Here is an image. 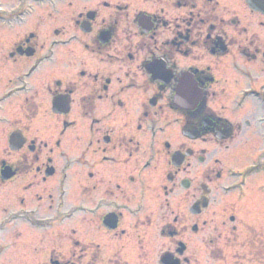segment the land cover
<instances>
[{
    "label": "flooded vegetation",
    "instance_id": "af4514ba",
    "mask_svg": "<svg viewBox=\"0 0 264 264\" xmlns=\"http://www.w3.org/2000/svg\"><path fill=\"white\" fill-rule=\"evenodd\" d=\"M65 1L0 0V264H264V0H75L107 76L36 81L64 62L17 30Z\"/></svg>",
    "mask_w": 264,
    "mask_h": 264
},
{
    "label": "rangeland",
    "instance_id": "374dc122",
    "mask_svg": "<svg viewBox=\"0 0 264 264\" xmlns=\"http://www.w3.org/2000/svg\"><path fill=\"white\" fill-rule=\"evenodd\" d=\"M66 3L61 5L59 7L58 12H48L46 10H38L37 13L29 20V24L25 25L17 32L21 34L24 33H30L32 32L36 38H37V46L39 49L44 51V53L48 54L49 52H54V57L57 58V61H60V63L63 61L64 65L58 66V62L55 61V63L51 65H46L44 68L40 70V72H37L36 74V81L42 80L43 74L52 71H56L57 77L59 76L62 78L63 76L66 77V80L71 81H77L83 82L80 78L78 79L76 75H71V73H76L80 70L81 67H79L78 62L80 59L84 61L83 70H86L87 73L91 72L93 75L96 74V72H99L103 76H107L106 72H103L101 68V64L99 65V59H96L95 56H87V54H84L82 51L83 49L80 47L81 42L80 39H84L85 41L89 40V37H83L80 33L76 32L73 25L71 24L73 17L75 18L76 15L86 9L94 8L96 2L93 1H87V2H79L75 0H67ZM11 6L10 4L7 5V7ZM57 30L58 33H60L57 37L54 36L53 31ZM132 30V29H131ZM133 31V30H132ZM130 32L133 37H135L132 40L128 41V47L130 46L133 50V53H137L139 56V60L136 61V63H133L132 66L136 67L140 65V56H142L141 47H146L149 44V41L146 40L144 43L141 42V40L137 37L135 34V30L133 32ZM1 35H4L3 33H0ZM55 42V45L51 46V43ZM151 43H154V40H151ZM145 44L146 46H144ZM121 45V44H117ZM5 48L0 47V50L3 51ZM66 53V54H64ZM118 55V53H116ZM105 56V55H104ZM66 57V58H63ZM89 62V64H88ZM99 65V66H98ZM118 63L114 58L111 57V78L120 76L122 78V75H119L117 73L118 70ZM58 67V68H57ZM57 68V70H55ZM98 68V69H97ZM40 75V78H39ZM71 77V79L69 78ZM39 78V79H38ZM65 80V81H66ZM6 79H3L0 81V89L5 87ZM33 87L37 88L36 83L33 82ZM87 93V90L84 91ZM98 107V120H100L99 127H111V114L104 117L103 115H106L109 107H107V104H104V101L99 104ZM78 129V128H77ZM46 138L48 139L49 133H45ZM60 160V158H58ZM61 161V160H60ZM76 168L77 166H74L73 168L69 169L70 177L68 175L69 182L71 184H74L76 179L80 178V176L76 175ZM77 177V178H76ZM76 185V184H75ZM66 189L68 191V194H66V199L64 202L74 203L78 201V190L75 191L71 186L66 185ZM72 192V193H71ZM55 195L54 193H52ZM82 219H85L86 216H81ZM80 218H76V220H71L68 222H65L62 224L61 228L58 226L56 229L51 231V234L55 233L56 237L60 235V233H63V230H67L65 228H71L74 230H80L82 228L86 229V225L84 223L87 222V220H79ZM82 222V223H81ZM65 236L67 238V243L70 244V240H76L78 233H74L71 231L65 232ZM65 244L64 242L61 243ZM60 246V244H59ZM227 258H234L231 255H233L235 252L226 251ZM238 258V257H236Z\"/></svg>",
    "mask_w": 264,
    "mask_h": 264
},
{
    "label": "water",
    "instance_id": "95a60500",
    "mask_svg": "<svg viewBox=\"0 0 264 264\" xmlns=\"http://www.w3.org/2000/svg\"><path fill=\"white\" fill-rule=\"evenodd\" d=\"M198 93V92H197ZM197 100H198V96H197ZM11 141H12V139H11Z\"/></svg>",
    "mask_w": 264,
    "mask_h": 264
}]
</instances>
